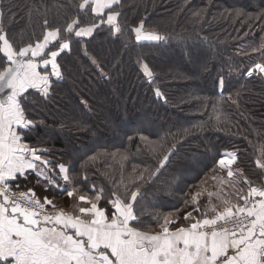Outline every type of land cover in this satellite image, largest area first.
<instances>
[{
	"label": "trees",
	"instance_id": "1",
	"mask_svg": "<svg viewBox=\"0 0 264 264\" xmlns=\"http://www.w3.org/2000/svg\"><path fill=\"white\" fill-rule=\"evenodd\" d=\"M82 2L0 0V34L23 46L42 38L45 19L53 27L98 22ZM112 9L120 32L104 23L87 37L62 33L70 45L57 58L62 78L47 97L29 90L35 126L26 142L69 170L68 182L56 173L59 186L89 198L103 190L101 207L110 209L112 192L124 198L138 186L140 223H131L143 230L188 212L212 216L224 201L242 204L250 185L264 186V73L247 74L264 63V0H118ZM141 21L166 39L136 41ZM233 153L231 165L218 163ZM41 186L30 178L19 189L66 200V191Z\"/></svg>",
	"mask_w": 264,
	"mask_h": 264
},
{
	"label": "snow or ice",
	"instance_id": "2",
	"mask_svg": "<svg viewBox=\"0 0 264 264\" xmlns=\"http://www.w3.org/2000/svg\"><path fill=\"white\" fill-rule=\"evenodd\" d=\"M116 3L118 0H83L78 7L89 6L98 22L81 26L82 22L73 18L53 27L45 19L42 38L23 46L0 34V264H264V186L250 185L247 193L239 196L242 204L224 201L223 210L211 208L212 216L197 218L186 213L187 226L165 218L158 232L136 226L140 223L134 212L138 186L133 191L126 189L124 198L112 192L106 202L110 209L100 206L103 190L94 198L80 195L79 201L87 206H77L74 212L49 211L47 206L56 208L53 199L37 196L34 188L12 191L11 182L27 179L28 173L36 176L37 183L55 187H59L57 172L64 182L70 181L64 164L53 166L45 158L46 149L25 140V130L35 126L29 118L28 101L33 95L29 90L47 97L52 77L62 78L57 58L70 47L62 33L87 37L104 23L120 32L119 13L112 9ZM104 9H109L106 21ZM132 31L136 41L166 39L155 31L145 32L143 21ZM253 71L264 73V63H256L247 74L251 76ZM144 72L152 75L147 64ZM156 94L162 95L159 89ZM170 155H163L160 167ZM228 155L232 158L218 161L221 166L234 162L235 154ZM228 176H233L231 170ZM138 179L143 180L142 173ZM245 183L250 184L247 178ZM60 191H66L69 198L74 194L65 188ZM193 210L200 212L198 207Z\"/></svg>",
	"mask_w": 264,
	"mask_h": 264
},
{
	"label": "crops",
	"instance_id": "3",
	"mask_svg": "<svg viewBox=\"0 0 264 264\" xmlns=\"http://www.w3.org/2000/svg\"><path fill=\"white\" fill-rule=\"evenodd\" d=\"M114 5V4H113ZM112 5V6H113ZM105 11H106V9H104V11H103V13H102V15L105 13ZM232 157L231 156H227L226 157V159H231ZM227 166V165H226ZM59 174V173H58ZM30 178L32 179V178H35V179H37L36 178V176L35 175H33V174H31V173H28L27 174V179H23V178H18L16 181H14V182H11V186H16L17 184H22L24 181H26V180H30ZM60 178V177H59ZM43 186L44 187V189H46L47 188V190L48 189H50V188H52V189H56V190H58V191H60V189L61 188H65V187H63V186H59V187H55V186H53V185H48V184H46V183H44V181H41L40 182V186ZM41 186V187H42ZM54 187V188H53ZM66 189V188H65ZM67 190L68 191H73V196L71 197V198H69L68 196H67V192L66 193H62L63 194V197L66 199L62 204H56V208L58 209V210H64L65 212H74L75 211V209L77 208V206H87V205H83L82 204V202H80L79 201V199H78V197L80 196V195H82V194H77V193H75V191L74 190H72L71 188H68L67 187ZM61 192V191H60ZM49 198H51V197H49ZM68 198V199H67ZM52 199V198H51ZM93 202H95L94 200H93ZM229 202V201H228ZM232 204H233V202H231ZM234 204H237V203H234ZM214 207H216L218 210H223V207H224V202L222 203V204H220L219 206H214ZM211 208V207H210ZM211 210V209H210ZM193 214V216H195V217H197V218H199L201 215H200V213L198 214V215H196L195 213H192ZM189 223V221H185L184 220V217H183V219H181L178 223H177V226H180V225H183V226H187V224ZM158 231H160V228L158 229V230H156L155 232H158Z\"/></svg>",
	"mask_w": 264,
	"mask_h": 264
},
{
	"label": "built area",
	"instance_id": "4",
	"mask_svg": "<svg viewBox=\"0 0 264 264\" xmlns=\"http://www.w3.org/2000/svg\"><path fill=\"white\" fill-rule=\"evenodd\" d=\"M17 190H19V191H27V190H23V189H13V188H12V191H13V192H15V191H17ZM47 208H48L49 211H56V210H57L56 208L53 209L51 206H47Z\"/></svg>",
	"mask_w": 264,
	"mask_h": 264
},
{
	"label": "rangeland",
	"instance_id": "5",
	"mask_svg": "<svg viewBox=\"0 0 264 264\" xmlns=\"http://www.w3.org/2000/svg\"><path fill=\"white\" fill-rule=\"evenodd\" d=\"M49 71H50V66H49ZM56 79V77H52V80ZM226 166V165H225ZM230 169V168H229ZM125 197V194L123 195ZM57 209V208H56Z\"/></svg>",
	"mask_w": 264,
	"mask_h": 264
}]
</instances>
